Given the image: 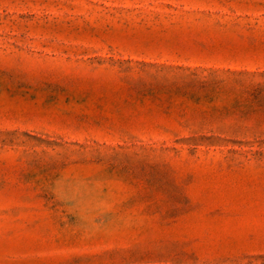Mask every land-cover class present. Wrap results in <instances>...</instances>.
Returning a JSON list of instances; mask_svg holds the SVG:
<instances>
[{
	"label": "rangeland",
	"instance_id": "374dc122",
	"mask_svg": "<svg viewBox=\"0 0 264 264\" xmlns=\"http://www.w3.org/2000/svg\"><path fill=\"white\" fill-rule=\"evenodd\" d=\"M0 264H264V0H0Z\"/></svg>",
	"mask_w": 264,
	"mask_h": 264
}]
</instances>
